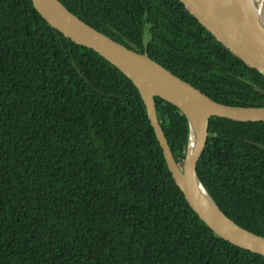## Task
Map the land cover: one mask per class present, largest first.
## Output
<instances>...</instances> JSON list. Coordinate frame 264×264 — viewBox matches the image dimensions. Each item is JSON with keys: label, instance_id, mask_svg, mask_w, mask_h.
<instances>
[{"label": "trees", "instance_id": "16d2710c", "mask_svg": "<svg viewBox=\"0 0 264 264\" xmlns=\"http://www.w3.org/2000/svg\"><path fill=\"white\" fill-rule=\"evenodd\" d=\"M60 1L214 101L264 105L239 77L264 81L231 61L177 0ZM156 102L181 162L188 120ZM197 171L231 220L264 237V123L212 118ZM0 264H264L191 209L133 82L63 38L31 0H0Z\"/></svg>", "mask_w": 264, "mask_h": 264}, {"label": "water", "instance_id": "95a60500", "mask_svg": "<svg viewBox=\"0 0 264 264\" xmlns=\"http://www.w3.org/2000/svg\"><path fill=\"white\" fill-rule=\"evenodd\" d=\"M177 1L231 61L264 81V0L260 22L243 0ZM31 2L42 19L63 38L98 53L137 87L173 179L198 218L226 242L264 257V237L231 220L207 192L197 171L207 146L212 118L260 124L264 123V105L245 107L216 102L147 53L136 52L86 24L60 0ZM239 78L264 95V88ZM157 98L176 106L188 120L190 140L181 162L175 160L161 127Z\"/></svg>", "mask_w": 264, "mask_h": 264}, {"label": "bare ground", "instance_id": "6f19581e", "mask_svg": "<svg viewBox=\"0 0 264 264\" xmlns=\"http://www.w3.org/2000/svg\"><path fill=\"white\" fill-rule=\"evenodd\" d=\"M243 1L250 10L253 17L260 22L263 16V0H243Z\"/></svg>", "mask_w": 264, "mask_h": 264}]
</instances>
